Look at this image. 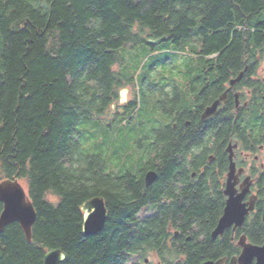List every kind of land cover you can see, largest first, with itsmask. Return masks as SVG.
<instances>
[{"label": "trees", "instance_id": "1", "mask_svg": "<svg viewBox=\"0 0 264 264\" xmlns=\"http://www.w3.org/2000/svg\"><path fill=\"white\" fill-rule=\"evenodd\" d=\"M252 27H264V0H0V182H24L37 214L31 243L17 223L0 234V264H42L52 249L65 253L62 264H130L128 254L159 247L163 224L139 221L147 202L122 199L103 157L83 155L80 128L108 117L127 86L119 50L146 45L167 58L166 45L180 49L198 28L196 56L238 68L264 43ZM137 104L118 109L134 113ZM105 196L103 231L84 237L81 206ZM201 197H190V223L215 217ZM212 243L207 236L192 248L186 264L230 248L227 238Z\"/></svg>", "mask_w": 264, "mask_h": 264}, {"label": "flooded vegetation", "instance_id": "2", "mask_svg": "<svg viewBox=\"0 0 264 264\" xmlns=\"http://www.w3.org/2000/svg\"><path fill=\"white\" fill-rule=\"evenodd\" d=\"M250 31L252 38L264 39V27ZM196 57L199 62L166 64L168 77L160 86L143 79L138 87L124 79L127 86L119 92L128 90L127 103L119 104L118 93L113 104L127 106L138 103L140 93L151 94L154 110L168 120L151 132L145 146L139 145L142 159H127L110 175L105 163V176L116 184L123 200L147 202L138 211L139 221L151 219L153 225L164 226L161 245L128 254L130 264H186L190 250L200 248L207 236L211 243L227 238L230 248L216 258L202 257L199 264H241L246 246L264 245V43L251 45L238 68L217 62L216 56L214 62ZM118 106L116 113L112 109L113 117L126 113ZM213 107L214 115L203 120ZM228 188L246 211L244 221L229 224L213 237L230 199ZM200 193L215 217L190 223V197ZM257 236L261 239L252 241ZM250 264H256V258Z\"/></svg>", "mask_w": 264, "mask_h": 264}, {"label": "rangeland", "instance_id": "3", "mask_svg": "<svg viewBox=\"0 0 264 264\" xmlns=\"http://www.w3.org/2000/svg\"><path fill=\"white\" fill-rule=\"evenodd\" d=\"M197 29L192 30L191 38L182 42L180 49L166 45L165 49L171 54L167 58L163 55L165 53H152L146 45L119 50L118 54L123 59L120 71L125 81L132 80L131 82L139 87L142 80L146 79L149 85L160 86L164 83L163 78L168 77L167 62L180 64L199 62L196 54L201 51L202 41L197 35ZM166 59L167 62L162 64L161 61ZM128 99L132 100L131 95ZM138 99L139 104L134 113L113 118V113L117 112L118 104H116L114 112L100 123L87 122L80 128L83 155L102 156L106 163L107 175L113 174L116 168L118 171L120 163L127 159H142L143 150L139 149V145L145 146V139L149 138L151 132L168 123L165 113L154 110L155 98L151 94L146 96L140 93ZM21 184L26 189L25 183L21 182Z\"/></svg>", "mask_w": 264, "mask_h": 264}, {"label": "water", "instance_id": "4", "mask_svg": "<svg viewBox=\"0 0 264 264\" xmlns=\"http://www.w3.org/2000/svg\"><path fill=\"white\" fill-rule=\"evenodd\" d=\"M167 39L149 40V44H159ZM240 80V77L238 78ZM237 80V81H238ZM127 89L119 92V104L127 103ZM115 105L112 106L114 109ZM215 107L206 110L203 120L214 115ZM233 169V164L231 165ZM150 182H147V184ZM227 194L230 199L227 203L224 216L221 218L219 225L213 233V237L221 234L229 224L236 223L241 225L244 221L246 211L239 205V200L233 198L231 189L228 188ZM0 234L11 224H19L24 237L28 243L32 241V228L36 222L37 214L31 203L24 187L18 179H5L0 182ZM83 213L82 234L84 237L95 236L101 233L108 219V212L105 208V202L101 197L92 198L81 206ZM264 220V216H263ZM256 258V264H264V245L262 247H245L241 259V264H250L252 259ZM66 255L61 250L52 249L45 252L42 264H62ZM204 264H221V262Z\"/></svg>", "mask_w": 264, "mask_h": 264}, {"label": "bare ground", "instance_id": "5", "mask_svg": "<svg viewBox=\"0 0 264 264\" xmlns=\"http://www.w3.org/2000/svg\"><path fill=\"white\" fill-rule=\"evenodd\" d=\"M96 198V197H95Z\"/></svg>", "mask_w": 264, "mask_h": 264}]
</instances>
